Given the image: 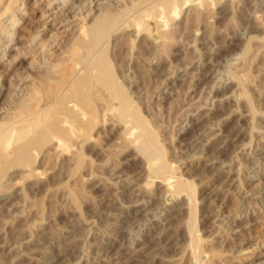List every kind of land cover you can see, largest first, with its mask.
Listing matches in <instances>:
<instances>
[{
    "label": "rangeland",
    "instance_id": "1",
    "mask_svg": "<svg viewBox=\"0 0 264 264\" xmlns=\"http://www.w3.org/2000/svg\"><path fill=\"white\" fill-rule=\"evenodd\" d=\"M7 1L0 0V15ZM13 1V9L0 18V122L17 112L24 93L40 95L55 85L59 79L57 75L51 79L47 67L62 60L65 73L81 69L82 76L74 87L82 117L71 129L86 130L92 140L75 145L68 154H58L49 148L51 135L45 132L33 137L37 146L33 152L15 154L0 164V264H21L15 257L18 242L37 238L40 231L62 229L74 214L89 219L84 224L88 235L66 264H119L117 256L101 250L115 241L113 232L122 225L119 212L131 219L120 226L124 228L120 243L141 247L155 223L164 221L169 191L168 205L178 202L183 210L168 223L167 239L177 242L179 233V247L157 250L159 255L144 264H250L264 259V0L240 4L212 0L209 7L192 2L178 18L169 19L165 30L149 22L152 28L141 33L129 27L132 17H126L117 22L122 27L118 25L109 39L101 41L108 43L91 50L92 57L85 49L87 27L136 0ZM83 26L87 29L80 39ZM103 51L130 103L128 116L122 111L124 98L115 97L99 69H85ZM136 115L146 119V130ZM206 121L214 126L211 130H205ZM149 127L155 131L156 148L145 142ZM195 136H200L197 142L192 140ZM14 140L15 135L9 148L16 146ZM219 150L227 160L221 154L224 162L219 158L211 163ZM75 155L77 160L71 159ZM26 163L32 164L33 173L25 169ZM162 164L167 171H155ZM141 173L148 196H123L119 198L123 206L115 210L107 206L110 202L104 194L109 191L98 186L96 175L111 182L108 189L119 194L130 177ZM164 178L174 186L159 187ZM186 182L191 183L190 193H175L178 184ZM138 197L142 204L135 205ZM142 207L146 208L132 216ZM23 226L26 232L18 234Z\"/></svg>",
    "mask_w": 264,
    "mask_h": 264
},
{
    "label": "bare ground",
    "instance_id": "2",
    "mask_svg": "<svg viewBox=\"0 0 264 264\" xmlns=\"http://www.w3.org/2000/svg\"><path fill=\"white\" fill-rule=\"evenodd\" d=\"M61 1H64V0H61ZM129 1H131V0H129ZM197 1H199L200 3H202L203 5L208 6V7L212 3V0H201V1L200 0H136V2H134V3L131 2L132 4L130 3V6L129 5L127 7L125 6L126 8H124L122 6L121 8L123 10L119 7L121 9V11L114 12V13L110 12V14H108L107 16H104V17L101 16L102 15L101 14L100 16L103 18L99 19L98 21L96 20L97 21L96 23L93 21L94 24L87 27L88 28L87 34L89 36V41L87 42V44H85V49H87L86 51L90 50L89 55H90V57H92L91 56V50H93V49L95 50V48L97 47V44H98V46L100 44V46L102 47L103 46L102 43H108L107 41L101 43V41H103L104 39L106 40L105 37H108L107 39H109L110 34L114 31L115 28L118 27V25H119V28H120V26L122 27L121 24L117 25V22L119 21V23H120V20L125 19L126 17L129 19L132 17L131 21L128 22L130 24L129 27L133 26L132 28L137 30V32H139V33L146 32L149 30V28H152V26L150 25L149 22H151L152 24L157 23V26L159 25V27H162V29L165 30V25L167 26V23H168L170 18H171V20H172V18H176V17L178 18V16L181 13V10L183 9L184 6L189 5L192 2H197ZM215 1L216 0H214L213 2H215ZM236 1H237V4H240L241 0H236ZM84 2H86V1H84ZM125 2L126 1H124V3ZM200 3H199V6L201 7ZM233 4H236V3L234 2ZM48 5H51V4H48ZM228 6H229V4H228ZM12 7H14V1L12 2V0H10L8 3H6V7L4 8V11H3V13H5L4 16L6 15V12H8V10ZM53 8H55V7H53ZM52 9L51 10L49 9L48 11L51 12ZM92 9H94V8H92ZM61 11H63V10H61ZM3 13L1 12L0 18L3 16L2 15ZM56 13L59 14L58 12H56ZM82 16H84V15L82 14ZM152 18L153 19L155 18V20H154L155 22L152 20ZM171 20H170V22H172ZM229 20H230V22H228L229 23L228 27H230L232 19H229ZM69 21H67V22H69ZM14 22H16V21H14ZM64 23H66V22H64ZM70 24H71V22H70ZM126 26H128V25H124L123 28ZM226 27H227V25H226ZM11 29H13V28H11ZM86 29L84 26L82 27V30L80 31L81 36L79 35L80 39L84 38L82 36V34L85 32ZM159 29L161 30V28H159ZM8 31L10 32L11 30H8ZM8 31H7V35H8ZM118 31H120V30L118 29ZM5 33H6V31H5ZM158 33H162V32H158ZM226 33H228V32H226ZM228 34H230V33H228ZM146 35H148V34H146ZM148 36H147V38H149ZM82 42H84L83 39L80 40V43H82ZM158 42H160V41H158ZM104 45H106V44H104ZM99 49H101V48H99ZM97 52H98V50H97ZM85 56H87V53ZM95 56H96V53H95ZM87 57H89V56H87ZM157 57L158 56H156V58ZM94 58H92V59H94ZM209 60H211V59L209 58ZM45 62H46V60H45ZM49 62H50V60H49ZM54 62H53V64L50 63V66L48 65L49 69L47 67V70H49V72H51V74H50L51 79H54V76L57 75V78H55V79H59V80L54 83L55 85L46 87L44 92L41 93L40 95L37 94L36 91L31 92V91L24 90V91H27L26 94L24 93L22 95L24 103H22V104L19 103L20 105H18V106L16 105L17 112H15L16 111L15 110L14 113H11L10 116H7V117L5 116L4 120H2L0 122V164L1 165L5 164L8 161L7 159H9L10 157H12L15 154L19 157H22V156H25V154H27V153L33 152L34 149L37 148V146L35 144H33L34 143L33 137H35L36 135H44L45 132H49V135H51V142L52 143H51L50 147L49 146L48 147L52 151H54V153H58V154H64V153L68 154L72 149H74L75 145L76 146L79 145V147H80V144L86 145V143H89V141L92 140L91 136L89 135V133L86 130L82 133H79V132H73L74 129H71V124H73L75 121L80 122L78 120L82 117V113L80 112L79 109H77V105H80V103H77L75 100L76 92L74 90V87L77 88V84L82 79L81 69L80 70H73L71 72L65 73L61 69V64L63 63V61L61 60V61H58L55 63ZM47 64L48 63H46V65ZM111 64L113 66V63H110L109 57L106 56L104 54V51H103V52H101V54L99 53L98 56L94 59V61L91 62V65L89 63V67L86 66L85 69L87 72L92 71L94 69L93 68L94 66L97 69H99L100 74H102L105 77L106 83L112 87V89L115 93L114 94L115 97H120V99L124 98V100L121 102L122 103L121 106H122V111H124L127 114L126 110H127V107L130 103L127 100V98L125 99L126 95L124 96L122 93V90L119 89V86L117 84L118 81L115 80V78L111 72V68H112ZM44 70H46V68ZM161 73H162V71H161ZM58 74L63 75V78L60 79ZM171 74H172V72H171ZM116 99L119 101L118 98H116ZM18 100H22V99H18ZM128 114H127V116H128ZM203 115H205V114H203ZM135 117H136L137 121L139 120V123L142 124L141 127L145 128V130H146L145 125H147V127H148V124H146L145 123L146 121L143 120L145 118L144 117L141 118V116H139V115H136ZM125 118H127V117H125ZM134 120H135V118H134ZM200 126H203V125L200 124ZM204 127H205V130L208 131V130H211L212 127H214V126L212 125V123L210 125V123L208 121H206V123L204 124ZM149 129H150V127H149ZM13 135H15V140H14L15 143L14 144H16V146H14V147L12 146V148H9L8 145H9L10 139ZM199 135H200V133H199ZM207 136H208V134H207ZM145 138H146V141H145L146 143H149L151 145L155 144L154 146L156 148L155 131H153L151 129H150V131H147V136L144 137V139ZM192 138H193L192 139L193 142H195V141L197 142V139L200 138V136H198L196 138H194V137H192ZM76 140H78L77 143H75ZM234 140H233V142H234ZM231 143H232V141H231ZM149 144H148V146H149ZM221 144H223V143H221ZM229 145H225V147H227V146L229 147ZM158 146H159V143H158ZM195 147H196V144H195ZM228 147H227V150H229ZM216 148H214V149H216ZM151 149L155 150L154 148H151ZM230 149H231V147H230ZM162 151H163V149H162ZM230 151L232 152V153L231 152L230 153L233 155L234 151H232V150H230ZM154 152L156 153V150ZM222 152H223V150H222ZM162 154H163V152H162ZM217 154L218 155L216 157L214 154L211 163H214V162L217 163V162L223 160L222 158H220V156H222V155H225V158H226V154L221 153L222 154L221 155L220 150L218 151ZM229 154H227L228 157L231 155V154L230 155ZM75 158H76V155H75V157L72 156L71 159L75 160ZM76 160H77V158H76ZM226 160H227V158H226ZM231 161H232V156H231ZM69 162H70V160H69ZM223 162H224V160H223ZM166 163L167 162H165V164ZM165 164L164 165L162 164L161 166H158L157 168H155V171H157L158 173L166 172L167 166ZM25 166H26L25 169L28 170L29 173H33L34 170L31 168L32 167L31 163H26ZM226 168H228V167H226ZM115 169H113V170H115ZM218 169H219V167H218ZM169 171H170V168H169ZM216 171H217V169H216ZM116 172H119V171H116ZM158 173H157V175H159ZM143 176H144L143 173H141V175H139L138 177H136L134 179L132 177H130V179H128L127 182L125 183V184H127L128 187L124 186L122 188H119V189H121V191H119L120 192L119 194H116L115 191L110 190L111 188L108 189L109 188V186H108L109 182L108 181L104 180L102 178V176L96 175V177H98V179H99V180L97 179L98 180V183H97L98 186L99 185L101 186V184H102V186H104L106 188V190L109 191V192L106 191V194H104V197L107 198V200L110 202V203H108L107 206H109V205L113 206L112 210H115L117 207H120L121 204H122L121 206H123V202L121 203V200H120L123 196H129L130 197L132 195H138V196L141 195V197H144V198L146 197V194L148 192L146 190L147 187H146L145 183H142L143 181L140 180V179H143L142 178ZM228 176H229V174H228ZM164 177H165V175H164ZM224 179H226V178H224ZM163 180L164 181L161 182L159 187H162L164 185H167V187L174 186V185H172L171 182L168 181L167 178H164ZM231 180H233V179H231ZM112 183H114V182L112 181ZM109 184L111 186V182ZM188 184H191V183H189V182L188 183L187 182L186 183H179L177 186V189L175 190V193H178V192L181 193V191H186V190L189 191V188H188L189 185ZM191 186L192 185H190V187ZM115 187H116V185H115ZM165 188H166V186H165ZM164 191H166V190H164ZM149 192H148V194H149ZM170 193L172 195V192L169 191L166 193V197H165L166 203L164 204V207H165L167 215H166L164 221L160 222L158 224L155 223L154 229H152L150 232L148 231L146 238L143 239V243L141 244V247L139 245L138 248L137 247L135 248V247L131 246L130 243L129 244L128 243H120L119 240L123 239V237H121L122 236L121 232L124 230V228L120 230V226L125 225V223H123V222H126L128 220L129 215L127 216V215H125V213L119 212V214H121L120 216L122 217L121 218L122 225H120L118 228H116V230L113 232V235H114L113 238L115 239V241L112 243L110 242L109 245H107V246L101 247L102 254L108 255V253H109V254H113V255L117 256L119 258V260L117 259L119 261V264H144L145 262L149 263L151 258H155L156 256H158L160 253V252H158L159 250H163V249L165 250L167 248L168 249L178 248L179 247L178 241L181 239L180 237H182V236L179 233L177 235H175L176 237H178L177 242L171 241L170 239H167L168 235L170 234L169 227H171L170 225H168V223L173 221L178 216L182 215L183 210H182L181 203H178L175 200L174 201L176 202V204H174L172 206L168 205L167 196ZM189 193H190V191H189ZM148 194H147V196H148ZM13 195H14V193H13ZM174 197H175V195H174ZM138 199H139V197H138ZM143 201H145V200H143ZM140 204H142V202L140 203V199L135 202V205H140ZM29 206H31V205H29ZM161 206H163V204ZM145 208H143V207L137 208L136 210L132 211V213H131L132 216H135V215L141 213ZM162 210H164V209L162 208ZM81 215H75L74 214L72 216H69V218H67V221L65 220L66 221L65 224L62 225V229L60 228L58 230L57 229H51V230H46V231H40L37 233V238H34V239L31 238L30 240L27 239L25 241H20L21 243L18 242L17 244H19L18 245L19 247H17V248H20V249L16 253L17 255L16 256L13 255V256H15L18 259V261L21 262V264H23L22 262H25L26 259H27V262H26L27 264H63V263L66 264V262L69 260L70 255L72 254L71 252H73L77 248L78 242L80 240L82 241L88 235L86 232L87 228L84 227V224L89 223V221H88L89 219H87V217L84 218ZM124 215L126 217H123ZM155 217H154V219H155ZM129 219H130V217H129ZM91 220H92V218H91ZM95 223H93V224H95ZM96 224H95V226H96ZM146 227H147V225H146ZM150 228H151V226H150ZM19 229H20V232L18 234H23L26 232L27 226L20 227ZM88 230H89V228H88ZM171 236L174 237V235H171ZM194 245H195V243L193 244V246ZM133 248H135V250H133ZM259 256H261V258L263 257V255H258V257ZM17 259H16V262H17ZM110 259H111V257H110ZM26 263H24V264H26ZM9 264H10V262H9ZM250 264H264V259H255Z\"/></svg>",
    "mask_w": 264,
    "mask_h": 264
}]
</instances>
